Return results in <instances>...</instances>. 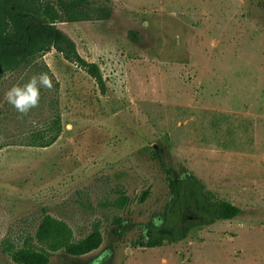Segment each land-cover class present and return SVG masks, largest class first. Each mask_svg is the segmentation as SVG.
<instances>
[{"label":"rangeland","instance_id":"374dc122","mask_svg":"<svg viewBox=\"0 0 264 264\" xmlns=\"http://www.w3.org/2000/svg\"><path fill=\"white\" fill-rule=\"evenodd\" d=\"M111 5L110 20L58 24L99 65L105 92L56 50L3 79L0 264H15L3 241L40 247L38 232L53 227L104 242L82 257L59 250L50 264H264V0ZM42 72L52 88L22 116L5 93ZM188 174L243 213L138 246L165 222L168 177Z\"/></svg>","mask_w":264,"mask_h":264},{"label":"trees","instance_id":"16d2710c","mask_svg":"<svg viewBox=\"0 0 264 264\" xmlns=\"http://www.w3.org/2000/svg\"><path fill=\"white\" fill-rule=\"evenodd\" d=\"M112 16L111 0H0V95L8 72L29 67L53 50L86 71L105 92L99 65L85 59L77 43L58 24L110 20ZM130 38L136 43L140 41L137 32H131ZM167 182L172 199L165 210V222L161 227L150 225L151 234L137 243L142 248L178 243L204 227L235 220L243 213L241 207L218 198L196 175L188 174L181 179L170 175ZM127 203V197L123 196L117 204L123 207ZM61 231V227H53L50 233L41 235L40 230L37 234L42 242L40 247L33 239H27L21 246L3 241V253L15 264H50L59 250L82 257L98 250L104 242L100 231L79 241Z\"/></svg>","mask_w":264,"mask_h":264},{"label":"clouds","instance_id":"9594fccd","mask_svg":"<svg viewBox=\"0 0 264 264\" xmlns=\"http://www.w3.org/2000/svg\"><path fill=\"white\" fill-rule=\"evenodd\" d=\"M41 87L51 89L52 81L46 72L33 75L26 83L16 84L7 90L5 98L22 116L39 105Z\"/></svg>","mask_w":264,"mask_h":264}]
</instances>
